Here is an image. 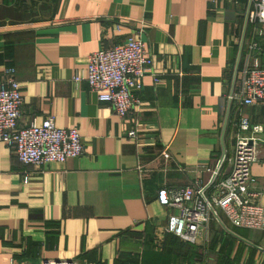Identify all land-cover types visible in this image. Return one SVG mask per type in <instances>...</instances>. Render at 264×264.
<instances>
[{"label":"crops","instance_id":"0c3cea01","mask_svg":"<svg viewBox=\"0 0 264 264\" xmlns=\"http://www.w3.org/2000/svg\"><path fill=\"white\" fill-rule=\"evenodd\" d=\"M247 14V0H0V80L14 69L20 125L52 117L83 144L76 159L35 167L0 143V264H187L168 246L178 211L157 193L205 186L241 117L262 128L250 173L264 206V101L238 97L243 70L264 69V24ZM127 38L145 44L157 81L144 76L121 119L71 80ZM217 213L191 244L203 261L188 264H264V232Z\"/></svg>","mask_w":264,"mask_h":264},{"label":"built area","instance_id":"2783aa9c","mask_svg":"<svg viewBox=\"0 0 264 264\" xmlns=\"http://www.w3.org/2000/svg\"><path fill=\"white\" fill-rule=\"evenodd\" d=\"M247 19L250 24H264V0H247ZM152 58L145 44L127 38L121 45L100 49L86 59L84 73L73 76L77 86L86 83L89 91L97 94L98 101L107 103L119 118H125L138 107L135 95L142 89V79L152 71ZM13 68L4 71L0 80V143L5 144L17 160L25 166L42 167L50 163L62 164L83 153L79 132L74 128L59 129L54 118L40 124L31 121L26 126L19 123L23 99ZM242 104L250 106L264 101V69L246 67L238 85ZM234 95L227 96L229 100ZM235 143L231 154L224 155L210 172L205 185L186 186L179 189L164 188L158 191L160 205L178 211L172 218L168 231L184 243L196 244L200 233L210 220L219 221L221 211L236 228L264 232V206L259 203L260 191L250 168L258 159L259 126H251L245 117L237 124ZM127 137L138 140L136 131ZM169 159L167 152H162ZM28 180L24 177V183ZM11 263V262H10ZM39 264H77L75 260L43 259Z\"/></svg>","mask_w":264,"mask_h":264},{"label":"trees","instance_id":"16d2710c","mask_svg":"<svg viewBox=\"0 0 264 264\" xmlns=\"http://www.w3.org/2000/svg\"><path fill=\"white\" fill-rule=\"evenodd\" d=\"M168 246L174 248L177 256L183 261L182 263H189L192 259L203 261V252L200 248L180 242L177 238L172 237Z\"/></svg>","mask_w":264,"mask_h":264},{"label":"rangeland","instance_id":"374dc122","mask_svg":"<svg viewBox=\"0 0 264 264\" xmlns=\"http://www.w3.org/2000/svg\"><path fill=\"white\" fill-rule=\"evenodd\" d=\"M180 242H182V241H180ZM182 243H184V242H182ZM184 244H188V243H184ZM188 245H191V244H188Z\"/></svg>","mask_w":264,"mask_h":264},{"label":"water","instance_id":"95a60500","mask_svg":"<svg viewBox=\"0 0 264 264\" xmlns=\"http://www.w3.org/2000/svg\"><path fill=\"white\" fill-rule=\"evenodd\" d=\"M222 153H223V152H222ZM223 156H224V153H223L222 157H223ZM222 157H221V159H222ZM221 159H220V160H221Z\"/></svg>","mask_w":264,"mask_h":264}]
</instances>
